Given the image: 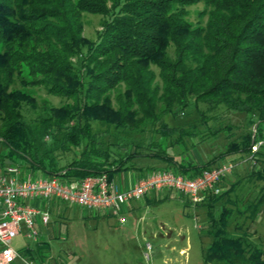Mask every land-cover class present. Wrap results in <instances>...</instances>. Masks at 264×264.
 <instances>
[{"label":"trees","instance_id":"trees-1","mask_svg":"<svg viewBox=\"0 0 264 264\" xmlns=\"http://www.w3.org/2000/svg\"><path fill=\"white\" fill-rule=\"evenodd\" d=\"M86 15L103 18L95 40L85 36ZM17 83L68 102L45 108L32 128L24 112L37 101ZM193 112L196 120L179 124ZM0 120L6 159L34 177L194 179L219 162L251 161L248 182L264 184V144L253 152L264 142V0H0ZM46 134L52 143L42 151L35 138ZM202 145L221 151L201 165L184 159ZM241 182L223 179L222 193L201 203L211 238L205 264H264L250 233L229 231ZM263 207L264 185L245 219ZM50 249L42 241L25 254L45 260Z\"/></svg>","mask_w":264,"mask_h":264},{"label":"rangeland","instance_id":"rangeland-1","mask_svg":"<svg viewBox=\"0 0 264 264\" xmlns=\"http://www.w3.org/2000/svg\"><path fill=\"white\" fill-rule=\"evenodd\" d=\"M202 8L203 5L200 4L190 9L189 21L192 24L198 22V14ZM102 21L101 16H85V36L88 39H96ZM26 75L27 73L25 77L28 78ZM15 89H21L36 98L37 109L27 108L24 112V119L32 128H36L40 118L46 116L45 108L60 107L68 102L61 97L49 95L43 87L23 89L17 83ZM196 119L197 115L193 112L180 119L179 124L185 125ZM35 134L38 133L35 131ZM51 143L50 134L43 137L37 135L35 138V145L42 151L50 148ZM121 149L127 150V147L122 145ZM196 151L205 162L221 149L216 151L209 145H202ZM1 154L6 155L7 148L0 142V158ZM4 158L2 162L6 165H15ZM235 164V171L227 179L233 182L236 177L242 179V182L236 193L231 195L232 199L238 200L239 208L232 218L229 231L235 236L244 231L250 233L252 242L264 249V207L255 219H245L248 213L243 214L248 200L256 196L264 184L248 182L251 161ZM126 176H130V173H120L118 178ZM161 197L165 200L162 201ZM157 198L160 199L157 200L158 203L147 210L146 226L145 223L137 224L133 216H126L127 222L121 225L109 212L102 216L91 215L86 209L60 202L64 218L56 219L52 216L49 226L60 232L61 237L50 241L51 249L45 253V260L32 261L30 264H57L61 259L67 261V264H205L204 258L211 238L206 232L207 214L206 209L201 206L203 201L193 205L188 197L177 191L161 193ZM40 239L37 243L41 242ZM32 241L21 234L12 241V247L21 253ZM148 245H151V249Z\"/></svg>","mask_w":264,"mask_h":264},{"label":"built area","instance_id":"built-area-1","mask_svg":"<svg viewBox=\"0 0 264 264\" xmlns=\"http://www.w3.org/2000/svg\"><path fill=\"white\" fill-rule=\"evenodd\" d=\"M263 144L254 145L253 152ZM235 169L233 162H219L194 179L156 171L130 189L119 191L105 175L68 182L60 177H23L20 167L10 166L0 174V264H14L18 259L24 261L21 254L12 248V241L21 234L33 241L39 239L41 227L38 223L42 227L49 226L52 200L78 206L96 215L109 212L124 225L129 204L147 194L177 191L197 205L205 200L208 193L220 195L222 189L218 184L232 175ZM148 248L151 249V245Z\"/></svg>","mask_w":264,"mask_h":264},{"label":"crops","instance_id":"crops-1","mask_svg":"<svg viewBox=\"0 0 264 264\" xmlns=\"http://www.w3.org/2000/svg\"><path fill=\"white\" fill-rule=\"evenodd\" d=\"M195 153H197V151L196 150H192L189 155H187V156H185V158L184 157L183 158L186 159V160L189 159V161L191 163H193V164H197V165L203 164L204 163L203 158L198 153H197V155ZM5 156H6L5 154H1V158H0V174L3 173L8 167L11 166V165L8 166L4 162H2V160L5 159L4 158ZM129 173H130V176H126L123 179H119L118 178V175L119 174H118L115 177V179L111 182V185L114 188H117V190H119V191H125V190L130 189L131 187H133L140 180L145 179V178L149 177L152 174L151 173V174H146V175H140L137 172H131V171H129V172H124V175H128ZM22 175H23V177H26L27 175H32V174H30L28 172L24 173L22 171ZM164 192L169 194L170 193V190H163V191H159V192H157V191L156 192H151V193L147 194L141 200L132 202L127 207L128 210H127L126 216L127 217L128 216H133L135 218L137 224H140V223H143L144 224L147 221V215H146L147 210H149V208H150L151 205H155V204L158 203V201L160 199H158L157 196L159 194L161 195V193H164ZM161 200H163L162 197H161ZM60 210H61L60 203L55 202V200H52L51 201V206H50V214H51V217L52 216L54 217V215L56 213L61 212ZM103 214L104 213L97 214V215L102 216ZM91 215H93V214H91ZM110 215H112V214H110ZM112 217H113V215H112ZM146 223H145V226H146ZM38 226L41 227V234H40V237H39V239L41 238L40 239L41 242L42 241H47V242L50 243V241L55 240V237H56L55 234L57 235L59 233L52 226L51 227L50 226H47L46 229L44 227H42L40 225V223H38ZM20 236L21 235H19L18 237H20ZM23 236H24V234H23ZM18 237H16V238H18ZM37 244H38L37 241H32L31 244L27 245L23 249V251L20 254H21V257L24 259V261L29 262L28 261V258L26 257V254H25V252L27 251V249L32 250V249L36 248V245ZM24 261L21 260V259H18L16 261V263L17 264H25Z\"/></svg>","mask_w":264,"mask_h":264},{"label":"water","instance_id":"water-1","mask_svg":"<svg viewBox=\"0 0 264 264\" xmlns=\"http://www.w3.org/2000/svg\"><path fill=\"white\" fill-rule=\"evenodd\" d=\"M257 126H258V125L255 126V130H256Z\"/></svg>","mask_w":264,"mask_h":264}]
</instances>
